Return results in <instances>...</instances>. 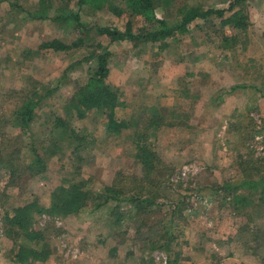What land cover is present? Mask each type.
Here are the masks:
<instances>
[{
	"label": "rangeland",
	"instance_id": "obj_1",
	"mask_svg": "<svg viewBox=\"0 0 264 264\" xmlns=\"http://www.w3.org/2000/svg\"><path fill=\"white\" fill-rule=\"evenodd\" d=\"M74 1L69 5L77 9ZM181 2L226 5L168 0L155 5L156 16L171 21ZM37 6V0H0V264H17L12 251L23 240L7 236L2 216L21 200L38 206L31 225L54 248L49 264H264V191L251 184L222 188L264 173V0L244 1L248 26L239 32L221 31L215 18H197L187 33L163 43L108 41L91 31L87 43L98 41L110 52L107 79L119 95L111 117L127 124L107 130L106 111L86 112L71 121L83 137L75 154L73 140L50 135L52 112L67 114L66 103L93 60L64 65L92 47L38 49L61 32L67 42L74 33L51 18L29 19L26 12ZM77 10L85 24L124 26L125 18L103 5ZM220 32L234 35V45L223 48ZM29 101L25 129L15 115ZM137 132L160 159L151 175L133 154ZM30 145L42 170L29 164ZM67 179L83 180L93 191L112 187L117 199L50 217L44 212L49 191ZM130 194L147 199L141 210L124 199Z\"/></svg>",
	"mask_w": 264,
	"mask_h": 264
},
{
	"label": "trees",
	"instance_id": "obj_2",
	"mask_svg": "<svg viewBox=\"0 0 264 264\" xmlns=\"http://www.w3.org/2000/svg\"><path fill=\"white\" fill-rule=\"evenodd\" d=\"M121 5L116 3V0H75L77 9H88L97 11L102 8V5L107 7L109 11L116 17L122 16L125 18L124 26L121 29L108 25H88L83 23L78 17V10L69 5V0H62L54 6L50 0H37V7L33 13H27L29 19L44 20L51 18L57 23L70 24L74 33V38L69 42L65 41L61 32L60 36H52L49 40H44L37 46L38 49L52 50H68L76 47H92L85 55L74 58L64 65V70L73 68L75 65L88 60H93V66L87 71L85 81L75 87L70 99L66 103V112H52V127L50 135L60 134L73 140L75 144H70V151L74 153L82 135L78 134L71 126V121H77L84 117L86 112L104 113L106 111L107 130H117L120 126H126L127 122H115L111 117L112 109L119 103V95L117 89L111 85L107 79L109 68L108 58L110 52L102 46L98 41L87 43L90 40V32L94 31L96 35H103L108 38V41L129 40L159 42L163 43L165 39L173 37L175 34L182 35L188 32L190 24L197 18L202 21H212V18L217 20V28L221 31L224 27H230L236 31H243L248 26L247 14L242 9V4L245 0H221L226 3L224 7H214L211 5L203 6L199 2L185 3L181 2L176 6L174 17L168 21L164 17L156 16L154 7L161 2L166 4L168 0H120ZM52 9V15L48 17L47 12ZM227 14V15H226ZM139 23L134 26V23ZM212 23V22H211ZM199 28H202L200 24ZM219 42L223 48H229L234 45L235 36H227L223 32L219 33ZM32 102H27L20 107L16 113L21 127L28 128L31 119ZM155 123L148 121V126L152 127ZM135 133V132H134ZM70 140V141H71ZM69 141V143H70ZM134 149L133 154L140 163L142 172L145 175H151L152 170L157 169L160 159L154 153L148 143L145 142V135L142 132H137L133 138ZM30 145L29 155L30 165L44 168V163L41 156ZM75 154V153H74ZM72 174H79L78 171ZM232 184V183H231ZM224 183V190L240 188L247 184H251L254 189L264 191V173L257 179L249 181L242 179L239 186ZM231 186V187H230ZM117 193L112 187H104L102 190L93 191L85 187L83 180L80 181H62L52 187L48 194V207L45 213L52 216H66L68 214H77L89 201L92 202L93 208H99L103 203L110 199H117ZM237 197V194H236ZM128 200L134 211L141 210L142 205L147 199H141L139 196L130 194L124 196ZM237 202V201H236ZM38 206L35 200L22 202L19 201L11 208L10 213H5L2 216V223L5 226V232L12 241L16 237H21L23 242L17 243L12 251V259L17 264H31L33 262L45 261L51 253V248L45 241L41 229L32 227V215L36 213ZM121 216H116L112 223L120 220ZM152 247V245H151ZM171 264L168 261L167 264ZM243 264V263H242Z\"/></svg>",
	"mask_w": 264,
	"mask_h": 264
},
{
	"label": "crops",
	"instance_id": "obj_3",
	"mask_svg": "<svg viewBox=\"0 0 264 264\" xmlns=\"http://www.w3.org/2000/svg\"><path fill=\"white\" fill-rule=\"evenodd\" d=\"M54 251V248H51V253H50V255L52 254V252ZM77 257V256H76ZM47 260V259H46ZM46 260L45 261H43V262H33V263H31V264H49V263H47L46 262ZM14 263V262H13Z\"/></svg>",
	"mask_w": 264,
	"mask_h": 264
},
{
	"label": "built area",
	"instance_id": "obj_4",
	"mask_svg": "<svg viewBox=\"0 0 264 264\" xmlns=\"http://www.w3.org/2000/svg\"><path fill=\"white\" fill-rule=\"evenodd\" d=\"M155 258H156V259H158L159 257H158V256H156ZM162 260H163V262H164V259H163V258H162Z\"/></svg>",
	"mask_w": 264,
	"mask_h": 264
}]
</instances>
